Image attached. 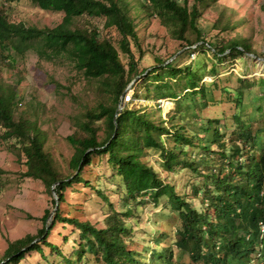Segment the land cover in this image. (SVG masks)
I'll return each instance as SVG.
<instances>
[{"label":"trees","instance_id":"obj_1","mask_svg":"<svg viewBox=\"0 0 264 264\" xmlns=\"http://www.w3.org/2000/svg\"><path fill=\"white\" fill-rule=\"evenodd\" d=\"M14 1L0 0V66H11L15 56L26 51L36 53L37 64L66 60L84 78L93 97L81 101L76 128L66 136L72 148L68 161L72 173L63 175L46 145L48 132L41 127V104L29 100L19 109L24 97L18 95L16 85L0 77V142L24 166L22 177L39 180L57 198H52L51 208L42 215L44 225L36 234L7 241L0 264H19L26 252H42L41 244L59 255L63 264H77L87 254L104 264H264V104L255 107L259 116L244 118L241 114L247 107H237L235 125L229 132L224 119L205 118L200 113L213 100L202 76L216 73L215 62L205 66L206 54H213L216 60H221L220 54L226 50L231 55L259 54L255 48L258 41L240 30L235 32L242 19L234 21L232 9L225 13L226 8L221 7L210 27L233 33L227 39L218 33L207 39L201 20L216 0H30L40 9L62 12L57 24L39 27L8 19L4 5ZM260 6L264 11V2ZM156 18L185 55L205 50L201 59L177 67L175 60L162 65L165 59L154 56L157 65L152 70L139 68L143 49L137 27L143 19ZM98 19L101 27L96 24ZM111 29L117 33L115 42L124 61ZM143 73L133 94L145 96L151 104L130 106V99L124 101L123 94ZM168 77L178 78L188 93H175ZM238 80L245 88L256 83L264 91V77ZM235 92L232 100L243 102V90ZM163 97L174 103V109L167 113V124L151 117L158 112L153 99ZM188 147L192 149L188 151ZM152 150L158 153L161 161L156 160V164L166 175L189 171L191 180L183 184L182 195L149 162ZM94 155L99 161L91 166ZM102 158L109 176L99 171L95 174ZM89 165L93 180L82 175ZM75 183L100 196V227L62 214L64 191ZM151 189H155L154 204L159 196H166L177 217L172 228L174 247L167 245L151 252L146 262L141 251L149 246L133 240L136 222H132L138 216L136 206L147 202L143 195ZM58 222L70 223L78 232L69 256L47 240ZM159 239L160 235L155 237V243Z\"/></svg>","mask_w":264,"mask_h":264},{"label":"rangeland","instance_id":"obj_2","mask_svg":"<svg viewBox=\"0 0 264 264\" xmlns=\"http://www.w3.org/2000/svg\"><path fill=\"white\" fill-rule=\"evenodd\" d=\"M264 0H216L211 8L206 9L203 30L207 39H212L214 33H218L223 38H229L233 32L225 30L217 32L210 27L212 19L219 14V9L225 7V13L230 9L233 13V20L242 19L240 30L250 35L253 40L258 41L255 48L258 55L251 53L231 55L229 50L220 54L221 60L211 53H207L204 63L207 68L211 62H215L216 73L205 74L201 82L209 85V94L212 95V101H208L200 113L205 118L220 117L226 124V132L231 131L235 125L233 116L236 114L237 107H247L242 111V116H259L255 110L256 105L264 104L263 86L254 83L249 88L241 86V80L256 81L264 77V11L261 9V3ZM5 12L10 21H23L28 25L53 26L61 21L62 12L40 9L30 0H16L8 5H4ZM96 24L101 27V20ZM139 42L143 49L142 57L139 62V68L145 67L152 70L157 63L154 62V56L159 57L165 65L167 62L175 60L177 67L188 65L201 59V53L205 50L197 49L192 54L185 55L179 49V43L172 39L167 30L159 24L158 19L151 21L143 19L137 27ZM114 37V44L119 51L121 59L125 58L120 51L117 40V33L111 29ZM191 47H195V44ZM174 53V54H173ZM223 55V56H222ZM168 56V57H166ZM10 65V64H9ZM7 63L0 66V77L7 82L16 85L19 96H23V102H19V109L25 107V101L31 100L33 103L41 104L42 128L48 132L46 145L51 151L57 168L63 175L72 173L68 166L69 157L72 148L69 145L66 136L71 134L76 128L75 117L82 111V102L92 99L93 92L85 85V80L76 74L71 63L66 60L55 59L53 61H43L37 64V55L33 51H26L22 55L15 56L11 66ZM145 73L140 75L137 80H132L125 89L123 100L130 99L129 105L145 106L151 104V101L145 96L135 97L133 94L139 82L143 80ZM53 77L59 81L60 86H56L51 79ZM168 81L173 87L175 93H188L183 89V82L178 78L168 77ZM242 89L243 102H235L232 99L236 97L235 89ZM181 90V92H179ZM152 95V94H151ZM154 97V95H153ZM152 97V98H153ZM173 99L167 97L153 99L157 103L158 112L151 113V117H156L165 121L167 124V113L174 109ZM148 109V108H146ZM223 121V122H224ZM100 135L102 133H99ZM215 147V146H213ZM188 151L192 148L188 147ZM150 163L160 173L164 181L176 185V191L182 195L184 192L183 184L191 180V175L187 170H181L178 174L166 175L163 168H158L157 161H161L155 150L150 152L147 158ZM99 158L93 156L92 165H96ZM102 164L95 167L97 171L109 176V168L101 159ZM86 166L82 175L87 180L94 179L92 167ZM24 166L16 160L15 154L10 151L5 143L0 142V258L7 246V241L24 237L27 234L34 235L43 227L41 219L47 209L51 208V200L54 194L47 192L44 185L39 181L28 177H22L20 171ZM94 171V170H93ZM186 190V195L190 199L191 194ZM155 189L143 195L147 202L143 205H137L135 214L138 215L133 220V240L142 245H148V250H142L141 254L147 262L150 253L161 250L164 246H173L172 228L175 224L177 214L167 202V197L162 195L158 198V204H154L153 195ZM65 201L60 203L62 214L68 217L75 216L80 220H88L90 223L100 227L103 216L101 215V198L90 188L82 183H75L64 191ZM114 196V204L118 206L117 199ZM141 197V196H138ZM149 198V199H148ZM126 206L123 207V209ZM53 211V210H52ZM51 216L47 219V225L50 224ZM160 235L158 243L154 239ZM78 232L73 229L72 224L67 222L56 223L49 232L47 240L55 244L59 251L69 256L76 247L78 241ZM42 252L32 250L25 253L24 258L19 264H63L62 258L51 248L41 244ZM154 259V258H153ZM184 259H186L184 257ZM77 264H104L95 259L92 255L78 260Z\"/></svg>","mask_w":264,"mask_h":264},{"label":"water","instance_id":"obj_3","mask_svg":"<svg viewBox=\"0 0 264 264\" xmlns=\"http://www.w3.org/2000/svg\"><path fill=\"white\" fill-rule=\"evenodd\" d=\"M118 109H121V106H120V105L118 106ZM52 193L54 194L55 199H57V198H56V194L54 193L53 190H52ZM54 210H55V208H54L53 211L50 213L49 217L53 214ZM49 217H48V218H49Z\"/></svg>","mask_w":264,"mask_h":264},{"label":"built area","instance_id":"obj_4","mask_svg":"<svg viewBox=\"0 0 264 264\" xmlns=\"http://www.w3.org/2000/svg\"><path fill=\"white\" fill-rule=\"evenodd\" d=\"M262 227H264V226H262Z\"/></svg>","mask_w":264,"mask_h":264}]
</instances>
